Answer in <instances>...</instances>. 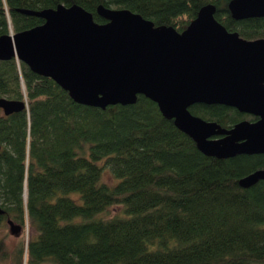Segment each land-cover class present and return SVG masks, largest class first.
<instances>
[{
    "label": "trees",
    "instance_id": "trees-1",
    "mask_svg": "<svg viewBox=\"0 0 264 264\" xmlns=\"http://www.w3.org/2000/svg\"><path fill=\"white\" fill-rule=\"evenodd\" d=\"M228 2L0 0V36L43 22L23 9L76 4L104 23L99 5L123 8L181 32L212 4L227 30L264 38V17L235 20ZM1 97L25 107L0 108V226L11 218L32 233L13 247L0 237V264H264V179L239 185L264 169V155L207 156L145 96L78 104L15 57L0 60ZM189 111L226 129L255 119L219 104Z\"/></svg>",
    "mask_w": 264,
    "mask_h": 264
},
{
    "label": "water",
    "instance_id": "water-1",
    "mask_svg": "<svg viewBox=\"0 0 264 264\" xmlns=\"http://www.w3.org/2000/svg\"><path fill=\"white\" fill-rule=\"evenodd\" d=\"M227 9L235 20L264 17V0H229ZM96 10L106 22L94 21L76 4L21 10L43 22L1 35L0 60L15 57L82 105L104 109L133 104L143 95L207 156L264 155V38L227 30L212 4L200 7L181 32L155 26L129 9L99 5ZM197 103L233 107L256 120L226 129L192 114L189 107ZM24 107L21 100L0 98L5 115ZM261 179L264 169L242 177L239 185ZM6 223L11 234L20 232L11 218Z\"/></svg>",
    "mask_w": 264,
    "mask_h": 264
},
{
    "label": "rangeland",
    "instance_id": "rangeland-1",
    "mask_svg": "<svg viewBox=\"0 0 264 264\" xmlns=\"http://www.w3.org/2000/svg\"><path fill=\"white\" fill-rule=\"evenodd\" d=\"M9 31L13 33L11 26L9 27ZM102 180L107 183L113 182V177L108 170H105L103 172ZM73 197H75V195H73ZM120 211H121V208L117 206V207L111 208L108 214L112 216L116 213H120ZM31 233L32 231L28 227L23 230L21 229L17 235H13L9 232V226L6 222H4V224L0 226V237H4L11 247H13L19 240H24V241L27 240L28 235Z\"/></svg>",
    "mask_w": 264,
    "mask_h": 264
},
{
    "label": "flooded vegetation",
    "instance_id": "flooded-vegetation-1",
    "mask_svg": "<svg viewBox=\"0 0 264 264\" xmlns=\"http://www.w3.org/2000/svg\"><path fill=\"white\" fill-rule=\"evenodd\" d=\"M247 120H248V121H253L251 118H247ZM254 120H256V118H255Z\"/></svg>",
    "mask_w": 264,
    "mask_h": 264
}]
</instances>
